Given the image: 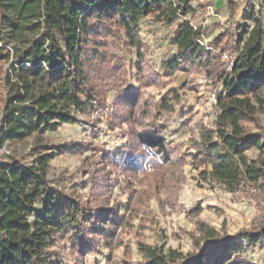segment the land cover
<instances>
[{
  "label": "trees",
  "instance_id": "1",
  "mask_svg": "<svg viewBox=\"0 0 264 264\" xmlns=\"http://www.w3.org/2000/svg\"><path fill=\"white\" fill-rule=\"evenodd\" d=\"M192 1L0 0V60L9 63L0 143L33 134L41 137L64 123H76L74 112L93 108V101L103 107L105 92L98 77L112 76L122 68V64L107 65L115 56L108 54L105 40L123 37L141 59L145 44L139 36V18L154 15L171 24L195 11ZM250 19L253 24L243 26L235 37L236 56L228 67L223 60L228 49L225 34L214 38L213 46L220 50L216 53L199 43L202 32L187 19L179 21L171 37L174 56L162 62L165 75L195 67L222 86L214 126L198 125L199 140L188 156L201 180L228 192L237 191L242 181L264 185V16L253 13ZM137 70L145 75L146 85L160 80L157 72L145 73L141 63ZM169 93L160 99L165 110L171 109ZM139 94L126 92L116 99L110 128L131 121L140 124L135 118L142 108ZM128 135L124 148L106 153L97 162L101 166H96L93 182L94 189L101 190L94 196V206L52 187L47 178L49 161L56 154L80 150L83 144L48 148L38 142L32 164L0 159V264H63L52 246L67 238L79 259L96 250L99 236L108 245L124 219L107 202L109 174L97 167L107 158L118 159L132 172L142 168L148 153L165 162L184 158L182 154L172 158L176 150L170 149L160 126L130 128ZM252 149L256 154L249 157L247 151ZM213 234L208 229L204 245L188 256L139 244L144 261L137 264H170L177 256L180 264H252L240 256L244 245L264 246V225L234 235Z\"/></svg>",
  "mask_w": 264,
  "mask_h": 264
},
{
  "label": "rangeland",
  "instance_id": "2",
  "mask_svg": "<svg viewBox=\"0 0 264 264\" xmlns=\"http://www.w3.org/2000/svg\"><path fill=\"white\" fill-rule=\"evenodd\" d=\"M190 5L195 11L171 24L157 20L154 15L139 18V36L145 44L141 59L134 48L125 45L123 37L105 40L108 54L116 58L107 65L122 64V68L112 76L98 77L105 92L103 107L93 101V108L74 112L76 123H64L41 137L33 134L26 139L0 143L9 153L1 160L19 159L22 164L33 163L37 155L33 147L41 141L48 148L65 143L83 144L80 150L56 154L49 161L47 178L52 187L92 206L97 204L94 196L101 190L94 189L93 172L96 166H101L97 162L106 153L126 146L130 128L160 126L170 149L176 150L172 158L184 156L183 162H165L148 153L143 156L142 168L132 172L118 159L114 162L105 159L103 166L97 168H104L103 174H109L107 202L117 207L124 221L116 225L108 245L99 236L96 250L84 253L82 259L70 247V239L57 240L52 247L63 264H137L144 261L139 244L163 247L165 251L172 249L188 256L204 245L208 229L214 230V236H224L264 225V185L242 181L237 191L228 192L217 183L201 180L199 169L193 167L188 156L195 152L193 144L199 140L198 125L214 126L219 112L216 98L222 86L206 71L195 67L166 75L162 70V62L174 56L176 45L171 37L183 19L201 30L199 43L216 53L220 50L219 46H213L214 38L225 34L228 49L223 60L228 67L236 56L235 37L243 26L253 24L250 19L253 13L264 16V0H193ZM140 63L145 73L150 69L160 75L157 84H145V75L137 70ZM8 66V62L0 60V122L7 97L4 78ZM126 92L140 93L142 108L135 117L140 124L131 121L110 128L114 103ZM167 93L169 110L160 103L161 96ZM247 154L253 157L256 151L252 149ZM240 256L252 264H264V246L244 245ZM179 257L170 264H180Z\"/></svg>",
  "mask_w": 264,
  "mask_h": 264
},
{
  "label": "built area",
  "instance_id": "3",
  "mask_svg": "<svg viewBox=\"0 0 264 264\" xmlns=\"http://www.w3.org/2000/svg\"><path fill=\"white\" fill-rule=\"evenodd\" d=\"M6 154H9L7 150L3 146L0 147V157L5 156Z\"/></svg>",
  "mask_w": 264,
  "mask_h": 264
},
{
  "label": "crops",
  "instance_id": "4",
  "mask_svg": "<svg viewBox=\"0 0 264 264\" xmlns=\"http://www.w3.org/2000/svg\"><path fill=\"white\" fill-rule=\"evenodd\" d=\"M263 26H264V23H263Z\"/></svg>",
  "mask_w": 264,
  "mask_h": 264
}]
</instances>
